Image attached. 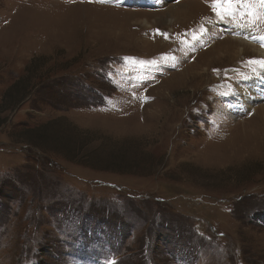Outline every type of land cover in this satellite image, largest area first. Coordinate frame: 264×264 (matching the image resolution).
Here are the masks:
<instances>
[{"label":"rangeland","instance_id":"obj_1","mask_svg":"<svg viewBox=\"0 0 264 264\" xmlns=\"http://www.w3.org/2000/svg\"><path fill=\"white\" fill-rule=\"evenodd\" d=\"M183 1L0 0V264H264V9Z\"/></svg>","mask_w":264,"mask_h":264},{"label":"bare ground","instance_id":"obj_2","mask_svg":"<svg viewBox=\"0 0 264 264\" xmlns=\"http://www.w3.org/2000/svg\"><path fill=\"white\" fill-rule=\"evenodd\" d=\"M199 6H200L199 3L195 0L183 1V2H181L175 6L171 5V6L167 7L166 12L157 13V14L153 13V16H154L153 22L157 23L158 20H164L168 24H175L177 22H180L179 19L187 16L188 13L192 12L193 8L197 9ZM148 14H152V13H148ZM142 24L147 25V26L149 25V27L152 26L146 19L142 20ZM228 29L229 30L236 29L239 33L238 35L242 36V38H240L241 40L228 39V40H225L220 45H218V44L215 45V46H217L216 48H215V46L211 47L209 49L211 51L208 52L211 55V57L218 58V57H224V56L229 55V54H231L232 57L235 55L237 56L239 53H241L245 49H248L250 47L253 49L254 47L252 45H249L252 42L261 41L259 38H257V36L252 39L251 38L252 32L248 33L247 31L242 30V28L236 27V28L230 29V27H229ZM250 41H251V43H249ZM245 44H248L249 46H247ZM255 51L258 53L261 52L259 49H256ZM204 59H203V61H204ZM194 67L197 69H200V67L191 66L192 70L194 69ZM200 70H202V72L204 73L205 68H201ZM190 71H188L187 73H189ZM197 71H199V70H197ZM190 73H193V71H191ZM261 73H264V69H262ZM254 85L258 86V88L261 87L263 90L259 91V92L264 95V78L261 76L255 77L251 84L248 83V88H246L247 86L246 87L240 86V88L238 89L240 91V92H238V94L245 95V97H248V98H245L246 105H251V104L254 105L256 100L260 99L259 97H257V98L252 97L257 92V88L253 87ZM256 109H257V107H256ZM258 109H259L258 112H259V116H260L259 117L260 118L259 127L261 126L262 131H264V104L260 105V107ZM262 133H264V132H262ZM262 135H264V134H262Z\"/></svg>","mask_w":264,"mask_h":264},{"label":"snow or ice","instance_id":"obj_3","mask_svg":"<svg viewBox=\"0 0 264 264\" xmlns=\"http://www.w3.org/2000/svg\"><path fill=\"white\" fill-rule=\"evenodd\" d=\"M226 2L229 4V8L223 9L222 11L229 12V14H231L230 6L232 4V0H226ZM241 2L245 3V5L248 8L247 14L249 15V17H251L250 22H255L258 19L257 17L258 9H256L254 6L259 5L261 9H264V0H241ZM218 15H220L221 19H223V15L221 14L220 11H218ZM259 63L264 64V61H261Z\"/></svg>","mask_w":264,"mask_h":264}]
</instances>
